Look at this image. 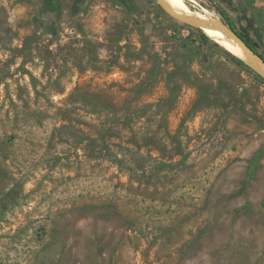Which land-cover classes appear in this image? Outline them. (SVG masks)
Here are the masks:
<instances>
[{"label": "rangeland", "instance_id": "rangeland-1", "mask_svg": "<svg viewBox=\"0 0 264 264\" xmlns=\"http://www.w3.org/2000/svg\"><path fill=\"white\" fill-rule=\"evenodd\" d=\"M40 14L0 0V264H264V84L155 0Z\"/></svg>", "mask_w": 264, "mask_h": 264}, {"label": "water", "instance_id": "water-1", "mask_svg": "<svg viewBox=\"0 0 264 264\" xmlns=\"http://www.w3.org/2000/svg\"><path fill=\"white\" fill-rule=\"evenodd\" d=\"M155 1L170 17L181 24L191 26L205 32L206 34V30L208 29L221 31L229 41L237 45L242 50L244 55L242 60L247 64V66L264 79V58L245 41L236 28H233L225 20L202 18L196 13H188L175 9L166 0Z\"/></svg>", "mask_w": 264, "mask_h": 264}, {"label": "trees", "instance_id": "trees-1", "mask_svg": "<svg viewBox=\"0 0 264 264\" xmlns=\"http://www.w3.org/2000/svg\"><path fill=\"white\" fill-rule=\"evenodd\" d=\"M231 5L234 4L233 0H227ZM238 7L241 9L245 8L247 9V0H239L238 2ZM221 14L224 17V20L231 25L233 28H236L239 32V34L245 39V41L252 47L254 48L257 52H259L261 54V56L264 58V40L260 39V38H256L252 32L250 31V29L248 28L246 23H241L240 28L237 27V25L235 24V22L228 16V14L226 13V11L224 9H220ZM253 16L256 17V13ZM179 25H181L180 22H177ZM185 25V24H184ZM188 26V25H187ZM191 27V26H189ZM191 29L194 31H198L204 40L207 41H212L215 45L219 46V44L217 42H215L213 39H211L205 32L198 30L196 28L191 27ZM224 53L225 55L230 59L233 60L237 65H239L244 71L249 72L252 76H254L258 81H260L261 83L264 84V79L261 78L258 74H256L253 70H251L247 64L240 58H238L236 55H234L233 53H231L230 51L224 49ZM207 96H210L211 93L210 91L207 89L205 93H203Z\"/></svg>", "mask_w": 264, "mask_h": 264}, {"label": "flooded vegetation", "instance_id": "flooded-vegetation-1", "mask_svg": "<svg viewBox=\"0 0 264 264\" xmlns=\"http://www.w3.org/2000/svg\"><path fill=\"white\" fill-rule=\"evenodd\" d=\"M83 1L85 0H39V5H40V8H41V14L40 16L42 15L43 18L48 19L47 18V15L48 13L50 14H56L58 15V12L61 8V4H65L66 2L69 4L71 3L72 6L74 7V9L78 10L80 7H81V4L83 3ZM226 2V0H223ZM239 2V0H238ZM235 10L237 12L240 13V18L242 20V22L246 23L248 28L250 29V31L252 30L251 29V18L249 17V12L247 9L245 8H239L238 6V3H235V0H234V4H233Z\"/></svg>", "mask_w": 264, "mask_h": 264}, {"label": "bare ground", "instance_id": "bare-ground-1", "mask_svg": "<svg viewBox=\"0 0 264 264\" xmlns=\"http://www.w3.org/2000/svg\"><path fill=\"white\" fill-rule=\"evenodd\" d=\"M171 6H173L175 9H179L188 13H193L192 10L189 8V6L186 4L185 0H166ZM202 18H208V19H216V18H209L207 15L203 13H196ZM209 15V14H208ZM207 34L215 39L219 44L224 46L228 51L236 55L238 58L243 59L244 55L242 50L235 44H233L231 41H229L224 34L219 30H213L208 29L206 30Z\"/></svg>", "mask_w": 264, "mask_h": 264}, {"label": "built area", "instance_id": "built-area-1", "mask_svg": "<svg viewBox=\"0 0 264 264\" xmlns=\"http://www.w3.org/2000/svg\"><path fill=\"white\" fill-rule=\"evenodd\" d=\"M190 29L191 27L187 26V25H184V24H181V28L180 30L182 31L183 34H188L190 33Z\"/></svg>", "mask_w": 264, "mask_h": 264}]
</instances>
